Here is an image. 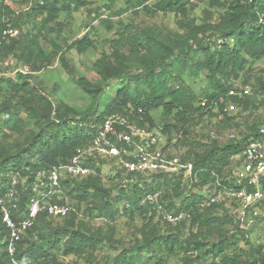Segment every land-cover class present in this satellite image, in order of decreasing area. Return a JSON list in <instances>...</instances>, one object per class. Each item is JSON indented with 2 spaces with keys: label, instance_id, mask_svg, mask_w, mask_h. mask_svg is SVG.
<instances>
[{
  "label": "trees",
  "instance_id": "16d2710c",
  "mask_svg": "<svg viewBox=\"0 0 264 264\" xmlns=\"http://www.w3.org/2000/svg\"><path fill=\"white\" fill-rule=\"evenodd\" d=\"M103 1L107 9H112L117 0ZM121 1L123 7L116 10V14L128 10L138 14L140 10H149V4H152L155 12L175 14L179 19L178 26L183 32L163 37L156 32H140L134 24L120 21L116 31L117 37L112 40L116 61L101 64L102 59L97 67L98 78L87 81L82 77L79 78V83L84 89L97 95L103 93L113 80L123 84V88L117 89L115 97L103 111L82 113L83 116L79 119L56 112L51 99L32 86L26 76L20 74L19 80L5 82L4 86H8L10 99L0 104V119L4 112L14 109V99L18 105L27 107L38 130L29 136L17 152L8 149L0 155V198L8 188L11 174L18 172L27 176L29 183L38 170L69 162L79 146L90 142L96 128L106 116L123 111L128 105L141 106L144 117L155 125L152 111L162 108V131L166 135L172 129L178 132L177 143L186 147L188 154L187 159L182 161L193 164L194 181L191 182V188L201 187L202 190H191L194 192L181 199L182 193L178 192L182 185L181 175L154 174L151 177L153 180L148 182L143 175L119 170L127 174L129 181L118 187L116 201L123 200L122 212L126 210L131 214H143L148 219L144 225L146 235L140 245L121 250L104 264H264L262 246L257 247L249 243L251 230L242 229L236 215L223 203L206 208L226 207L230 215L213 216L206 223H217L219 226L232 224L234 231L231 235L219 233L217 240L212 243L182 237L176 230L159 232L154 222L156 212L152 211L149 215L148 210L151 208L142 203L147 193L160 190L162 198L169 200L168 209L186 210L192 214L190 224L178 223L180 227L191 228L197 222V216H201L205 209L201 205L207 198L203 185H212L217 180L228 184L235 156L244 149L251 137L260 135L258 124H251L248 134L238 140L221 144L199 143L190 137L193 127L207 116L215 115L213 109L216 103L218 109L223 111V105L219 103L221 96L228 99L230 97L237 102L239 112L252 106L256 108L257 103L253 95L264 100V77H258L255 84H250L253 87L251 95L245 98L228 96L230 89L237 82L248 84L252 65L264 58V0H210V6L220 9L221 12L214 17L212 11L206 10L210 20L202 24H197L189 15V11L197 6L199 0ZM10 2L12 0H0V36L8 25L22 27L26 21L22 16L16 17ZM90 3V0H68L64 10L71 13ZM34 8L46 14L41 21L43 28L51 27L60 10L57 0H42V3L39 2ZM93 10L96 11L97 19L103 15L99 8ZM102 22L107 28H113L109 17ZM207 32H211L213 36L205 43L199 35L204 36ZM38 41L37 35L29 38L19 55L23 62L32 65L33 70L42 68L43 63L38 61L39 58L46 59V64L53 62ZM18 43L16 37L11 38L0 46V52L7 55L15 50ZM53 45L58 55V46L55 43ZM92 46L93 40L84 35L67 47H75L78 52H84ZM59 58L62 66L72 72L74 68L69 65L65 55L61 53ZM186 71L194 75L201 71L206 72L211 89L195 91L182 79ZM2 88L0 85L1 92ZM95 169L101 170L96 166ZM95 173L82 179L64 180L66 194L76 203L86 201L90 197L105 200L98 212L113 218L120 213L119 208L113 211L110 208L112 201L108 198L113 191L98 185L94 181ZM174 194L180 198L178 204L174 201ZM28 196V190L24 191L22 205ZM73 197H76L77 201ZM46 219L53 218H48L44 213L39 214L36 224L18 242L15 258L26 264L35 261L41 264L40 260L44 264H69L58 261L52 253L58 245H63L65 254L76 256L97 245V238L85 234L80 229H46ZM8 236L9 230L3 225L0 212V264H10L11 261L5 249ZM239 241L242 242L241 246ZM176 254L179 258L175 262L166 263L168 257Z\"/></svg>",
  "mask_w": 264,
  "mask_h": 264
},
{
  "label": "rangeland",
  "instance_id": "374dc122",
  "mask_svg": "<svg viewBox=\"0 0 264 264\" xmlns=\"http://www.w3.org/2000/svg\"><path fill=\"white\" fill-rule=\"evenodd\" d=\"M39 2L42 3V0H26V2L12 0L10 2L13 10H15L13 12H16V17L17 15L22 16L26 21L22 27H17L19 34L16 39L19 43L15 50L7 55L0 52V85L3 86L2 92L0 91V104H4L10 99L8 86H4V83H9L10 80H19V75L22 74L26 76L32 86L38 88L40 92L51 99L57 110L56 112H59L60 115L79 119L83 116L82 113L92 114L96 110L97 113H100L115 97L117 89L123 88V84L113 80L103 93L97 95L84 89L79 83V78L85 77L87 81H93L98 78L97 67L102 59L101 64L116 61L113 55L112 40L117 37L116 31L120 21L134 24L140 32H156L163 37L183 32L178 26L179 19L175 14L162 11L155 12L152 4H149V10H140L138 14L133 13L131 10L116 14L115 11L123 7L121 0L115 1L112 9H107L103 0H90V5L71 13L64 10L68 0H57V6L60 8L57 20L53 22L51 27L43 28L41 21L46 14L34 8ZM88 8L92 9L89 10ZM93 8H99L103 15L97 19L96 11ZM206 10L212 11L214 17L221 12L220 9L210 6V0H199L197 6L189 11V15L196 20L197 24L209 22L210 19L206 14ZM108 17L113 22V28L110 29L102 22L103 19ZM34 35H37L39 45L53 60L51 64H46V59L39 58L38 61L43 63L42 68L39 70H33L32 65L23 62L19 56L27 40ZM84 35L93 40L92 47L84 52H78L75 47H67L75 39ZM199 36L206 43L213 35L211 32H207L206 35L200 34ZM53 43L58 46V55H56V48ZM61 53L68 59L69 65L74 68L72 72L62 66L59 58ZM250 70L247 83L253 85L258 77H264V58L255 62ZM182 79L197 92L203 88L211 89L206 72L201 71L194 75L186 71ZM241 84L243 83L239 81L235 86ZM253 98L257 103L256 108L252 106L246 111L238 113L227 114L214 107L215 115L207 116L201 123L193 127L190 137L199 143L221 144L230 140H238L243 135L248 134V127L251 124H258L259 127L264 126V100L256 95H253ZM13 103H15L14 109L1 115L0 155L8 149L17 152L29 136L38 130L34 124L35 119L29 114L27 107L18 105L14 99ZM152 115L155 121L160 124L163 117L162 108L153 110ZM178 136L179 134L175 129L168 133L171 152L180 160L187 159V148L177 143ZM93 176H95L94 181L98 185L113 191L110 198H108L112 201L110 208L111 211L119 208L120 213L113 218L100 215L98 209L101 204L105 203V200L90 197L86 201L78 202L77 198L73 197L77 201V203L74 202L77 205L74 206L72 214L65 218L46 219V229L62 227L80 229L85 234L97 238L98 242L94 248H87L79 256L65 254L63 245L60 244L52 251L58 261L69 264H104L121 250L140 245L145 239L146 228L144 225L148 219L143 214H131L130 211L126 210L122 212L123 200L116 201L118 187L129 181L127 174L103 166ZM151 177L145 176L148 182L153 180ZM191 186L189 179H182L181 188L178 189V192L182 193L181 199L191 192L202 190L201 187L192 189ZM207 186L208 184L202 187L205 194L213 188V185ZM173 196H175L173 197L175 198L174 201L178 204L180 198L175 194ZM162 199L165 207L168 208L169 200H166L165 197ZM202 207L205 208L203 214L197 216V222L191 228L180 227V224H172L156 215L154 222L157 230L161 233L176 230L182 237L198 239L208 243L216 241L218 234L221 232L227 235L233 233L234 227L232 224L219 226L217 223H206L213 216L230 215L229 209L226 207H212L209 209ZM148 213L150 215V210H148ZM249 243L264 248V225L259 224L252 228L249 233ZM238 244L241 246L242 242L239 241ZM178 258L177 254L172 255L167 258L166 263L175 262ZM40 263L44 264L41 260ZM31 264H39V261Z\"/></svg>",
  "mask_w": 264,
  "mask_h": 264
},
{
  "label": "built area",
  "instance_id": "2783aa9c",
  "mask_svg": "<svg viewBox=\"0 0 264 264\" xmlns=\"http://www.w3.org/2000/svg\"><path fill=\"white\" fill-rule=\"evenodd\" d=\"M18 34L17 27L8 25L1 32L0 46ZM252 93L250 84H241L231 88L228 96L245 98ZM219 103L223 105L224 113L240 111L238 103L230 97L221 96ZM217 106L216 103L215 108ZM260 131V135L251 137L235 156L228 184L217 180L202 202L204 207L223 203L236 215L244 230L264 225V126H260ZM95 166L143 176L181 175L194 181L192 162H183L173 155L161 124L155 122L152 125L144 117L143 107L128 105L125 110L106 116L90 142L79 146L69 162L38 170L29 183L27 176L18 172L11 174L8 188L0 198L2 223L9 230L5 249L11 257L10 264H26L14 255L18 242L36 224L39 214L59 219L74 210L75 203L66 194L63 181L85 178L97 172ZM26 190L29 196L22 205ZM142 203L148 204L150 212L155 211L164 221L191 223L189 211L165 207L160 190L147 193Z\"/></svg>",
  "mask_w": 264,
  "mask_h": 264
}]
</instances>
